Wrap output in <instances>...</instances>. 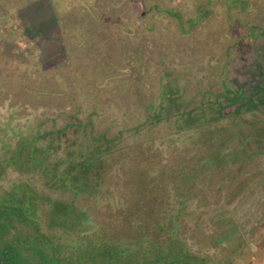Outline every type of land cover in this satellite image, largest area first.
Instances as JSON below:
<instances>
[{
  "label": "rangeland",
  "instance_id": "1",
  "mask_svg": "<svg viewBox=\"0 0 264 264\" xmlns=\"http://www.w3.org/2000/svg\"><path fill=\"white\" fill-rule=\"evenodd\" d=\"M205 1L0 0V157L35 132L49 131L52 138L64 124L71 126L62 145L73 146L89 129L114 145L102 156V187L74 200L88 214L78 235L76 228H47L49 206L31 214L15 184L61 199L69 194L43 186L38 170L6 165L0 205L22 208L29 221L0 208V259L2 248L12 253L7 245L28 254L30 241L44 246L33 237L35 218L40 229L58 231L67 243L78 236L95 242L139 238L136 249L152 242L162 247L172 232L192 257L189 264L264 263V153L239 167L217 161L203 172L210 150L203 131L182 133L174 120L155 122L147 115L149 102L157 103L166 86L183 109L197 106L201 96L212 101L223 84L239 86L242 96L259 81L264 0H244L241 10L239 2ZM196 5L205 15L191 23ZM234 107L225 104L221 111ZM175 210L173 223L170 215L162 217ZM17 264L34 263L21 258Z\"/></svg>",
  "mask_w": 264,
  "mask_h": 264
},
{
  "label": "trees",
  "instance_id": "2",
  "mask_svg": "<svg viewBox=\"0 0 264 264\" xmlns=\"http://www.w3.org/2000/svg\"><path fill=\"white\" fill-rule=\"evenodd\" d=\"M195 1L191 0L194 4ZM79 2L82 3V0ZM222 2L228 6L239 2L240 10L245 6L244 0H223ZM178 5L181 8L184 6V4ZM196 6L192 19L189 18L191 23L196 21V17L205 15L200 11L201 7ZM165 10L168 14L179 18L177 12ZM245 36H250V34L246 32ZM257 74L259 81L245 95L241 96L242 91L239 88L223 84L221 91L213 95L212 101L204 100L201 96L202 101L200 100L197 106L183 109L176 108V105L180 104L176 100V91L169 90L170 88L166 86L167 90L155 103L156 107L155 104L149 102L150 111L147 115L155 122L162 119L174 120L175 131L185 133L190 130L192 132L194 128H200L203 131L205 148H210L205 153L207 156L202 160V166L208 164L209 167L206 166L203 172L214 168L216 166L214 162L217 161H224L228 164L238 162L239 167L243 160L250 159L252 155L264 153V72L259 70ZM230 103L235 104L234 109L230 113H223L221 111L223 106ZM244 112H250L254 117L246 118L242 115ZM223 119H226L228 124H222ZM87 125V122L81 123V131H85ZM67 126L71 125L64 124L57 127L52 137L55 138L54 144L51 143L53 139L48 137L49 131L35 132L30 136L29 141L20 140L15 148L8 151L7 155L0 157V171L8 164H13L25 171L38 170L43 186L53 191L60 190L69 194L68 198L61 199L48 193L45 195L33 192L23 182L15 184L18 198L20 197L22 202H25L27 198L26 209L31 214L35 215L41 205L42 208L44 204L49 206L47 224H45L47 228L61 227L64 232L70 228L72 231L76 228L78 235L82 232L80 227L83 221H87L88 214L81 207H76L74 200L81 193L93 196V193L102 187L101 172L104 163L102 156L110 152L114 145L112 139L103 135L98 137L90 132V129L89 134L81 133L82 135L75 144H72L73 146L62 145L59 139ZM45 137L48 138L42 141ZM232 139H235L236 143H231ZM59 149L60 152L56 155ZM181 175H186L185 171ZM4 207L12 209L9 213L11 216L16 210L15 217L29 221L22 213V208L16 205H0V208ZM177 212L179 211L161 212V214H164L162 217L165 214L170 215L173 223ZM30 221L34 222L33 237L40 238L44 246L32 240L28 247L30 252L28 254L15 250L13 245H7L10 250L12 249V253L7 254V247L2 248L1 253L4 258H1L0 262L17 264L21 258L24 262L28 260L34 264H189L188 262H192V257L187 255L177 243H174L172 232L168 235L170 242L167 245L161 247L152 242L150 246L136 249L135 242L138 243L139 238L128 241L110 238L95 242L89 239L82 240L78 236L74 239L73 237L67 238L68 243L62 242L58 231H52L50 235L46 229H40L35 218Z\"/></svg>",
  "mask_w": 264,
  "mask_h": 264
},
{
  "label": "crops",
  "instance_id": "3",
  "mask_svg": "<svg viewBox=\"0 0 264 264\" xmlns=\"http://www.w3.org/2000/svg\"><path fill=\"white\" fill-rule=\"evenodd\" d=\"M170 11H171V10H170ZM186 18H189V17H186ZM259 70H260V69H259ZM260 71H261V72H264L263 70H260ZM255 84H256V83H255ZM237 88H239V86H237ZM230 104H231V103H230ZM231 105H235V104L232 103ZM224 106H225V105H224ZM231 111H232V110H231ZM231 111H229L228 113H230ZM246 263H247V262H246ZM246 263H245V264H246ZM259 264H264V263H259Z\"/></svg>",
  "mask_w": 264,
  "mask_h": 264
}]
</instances>
